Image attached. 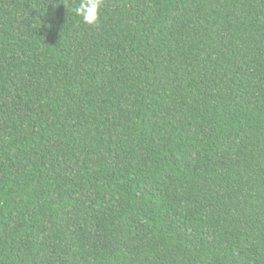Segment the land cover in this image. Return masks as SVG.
Here are the masks:
<instances>
[{"label": "trees", "instance_id": "1", "mask_svg": "<svg viewBox=\"0 0 264 264\" xmlns=\"http://www.w3.org/2000/svg\"><path fill=\"white\" fill-rule=\"evenodd\" d=\"M0 0V264H264V0Z\"/></svg>", "mask_w": 264, "mask_h": 264}, {"label": "clouds", "instance_id": "2", "mask_svg": "<svg viewBox=\"0 0 264 264\" xmlns=\"http://www.w3.org/2000/svg\"><path fill=\"white\" fill-rule=\"evenodd\" d=\"M102 6L103 0H79L73 11L78 17L82 18L85 24L94 27L100 22Z\"/></svg>", "mask_w": 264, "mask_h": 264}]
</instances>
